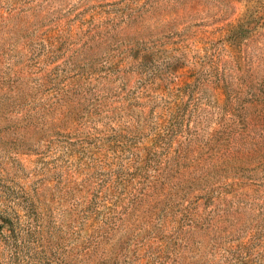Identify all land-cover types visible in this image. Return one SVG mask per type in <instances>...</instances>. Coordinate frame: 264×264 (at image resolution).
<instances>
[{
    "label": "rangeland",
    "instance_id": "obj_1",
    "mask_svg": "<svg viewBox=\"0 0 264 264\" xmlns=\"http://www.w3.org/2000/svg\"><path fill=\"white\" fill-rule=\"evenodd\" d=\"M0 264H264V0H0Z\"/></svg>",
    "mask_w": 264,
    "mask_h": 264
}]
</instances>
